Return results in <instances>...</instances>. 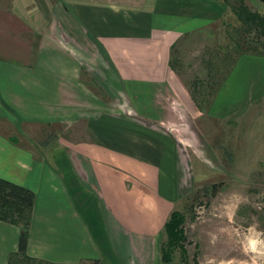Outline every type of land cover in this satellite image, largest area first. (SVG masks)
I'll list each match as a JSON object with an SVG mask.
<instances>
[{
    "label": "crops",
    "instance_id": "1",
    "mask_svg": "<svg viewBox=\"0 0 264 264\" xmlns=\"http://www.w3.org/2000/svg\"><path fill=\"white\" fill-rule=\"evenodd\" d=\"M34 1L37 10L0 0V177L35 193L26 264H185L161 257L164 224L189 177L177 138L160 126L175 122L174 107L189 119L198 108L169 53L217 16L218 0ZM90 58L110 71V102L81 78ZM231 72L219 92L226 103L212 106L221 115L264 94V56L243 54ZM64 123L81 129L58 137L70 173L62 176L20 127ZM19 232L0 219V264L17 253Z\"/></svg>",
    "mask_w": 264,
    "mask_h": 264
},
{
    "label": "rangeland",
    "instance_id": "2",
    "mask_svg": "<svg viewBox=\"0 0 264 264\" xmlns=\"http://www.w3.org/2000/svg\"><path fill=\"white\" fill-rule=\"evenodd\" d=\"M30 7L37 10L34 0ZM243 7L264 16L261 0H218L217 16L183 33L169 53L172 69L199 110L189 119L174 107L175 122L160 126L177 138L187 162L188 189L173 210L183 217L184 238L178 245L185 250V264H264V94H250L239 104L233 102L234 109L223 108L222 115L212 110L213 104L226 103L228 92L225 88L224 94L219 92L229 84L239 56H264V36L259 28L251 22L243 24L236 13ZM32 14L30 19H38V12ZM238 40L246 50L240 55L234 50ZM84 63L87 67L81 66V78L95 90L96 100L110 102L109 97L115 96L108 84L114 86L115 82L102 73L110 71L101 68L102 61L90 58ZM87 72L101 74L95 78ZM20 128L32 137L26 143L62 176L66 174L58 137L71 136L81 126L64 123ZM81 211L84 213L83 208ZM89 225L99 240L96 226L93 222ZM179 246L174 254L177 261L181 260Z\"/></svg>",
    "mask_w": 264,
    "mask_h": 264
},
{
    "label": "trees",
    "instance_id": "3",
    "mask_svg": "<svg viewBox=\"0 0 264 264\" xmlns=\"http://www.w3.org/2000/svg\"><path fill=\"white\" fill-rule=\"evenodd\" d=\"M264 2V0H262ZM240 21L243 24L251 22L256 25L260 33L264 36V16L259 13H253L244 7L236 11ZM236 55L246 52L239 40L234 43ZM67 175H70L68 171ZM71 184V181H70ZM35 201V193L28 187L19 185L7 179L0 177V219L11 222L20 227L18 237L17 253L9 258V264H26L30 261L26 254L27 239L29 234V225L31 219V210ZM183 223L182 214L172 211L164 224L165 239L161 245V257L164 262H172L176 259L174 254L178 243L184 238L181 224ZM180 247V246H179ZM181 249L182 263H186L184 259L185 250ZM92 264H97V260H93Z\"/></svg>",
    "mask_w": 264,
    "mask_h": 264
}]
</instances>
